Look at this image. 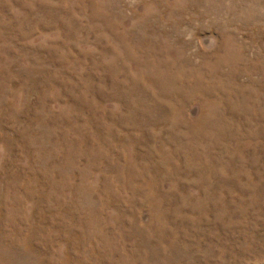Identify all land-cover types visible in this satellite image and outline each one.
Wrapping results in <instances>:
<instances>
[{
  "label": "rangeland",
  "instance_id": "1",
  "mask_svg": "<svg viewBox=\"0 0 264 264\" xmlns=\"http://www.w3.org/2000/svg\"><path fill=\"white\" fill-rule=\"evenodd\" d=\"M0 264H264V0H0Z\"/></svg>",
  "mask_w": 264,
  "mask_h": 264
}]
</instances>
